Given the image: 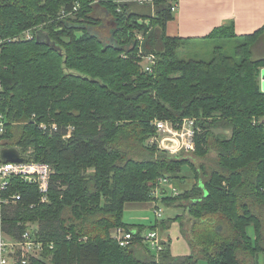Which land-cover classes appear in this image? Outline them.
Returning <instances> with one entry per match:
<instances>
[{
	"label": "trees",
	"instance_id": "16d2710c",
	"mask_svg": "<svg viewBox=\"0 0 264 264\" xmlns=\"http://www.w3.org/2000/svg\"><path fill=\"white\" fill-rule=\"evenodd\" d=\"M169 2L156 0L152 9L135 0H0L3 146L52 169L46 202L38 184L21 175L2 192L20 195L4 204L3 231L18 240L34 225L42 244L41 256L27 264H260L264 57L253 53L263 47L264 28L171 36ZM218 38L242 43L235 55L217 46L209 60L193 56L197 40ZM150 54L158 58L152 72L140 60ZM185 117L199 127L193 152L150 144L156 119ZM186 166L195 183L176 194ZM160 177L171 181V188L160 186L161 204H179L151 230L163 235L177 221L189 254L174 255L169 236L157 253L143 242L144 226L124 220L129 204L155 200ZM119 227L138 230L137 246L117 242Z\"/></svg>",
	"mask_w": 264,
	"mask_h": 264
},
{
	"label": "built area",
	"instance_id": "2783aa9c",
	"mask_svg": "<svg viewBox=\"0 0 264 264\" xmlns=\"http://www.w3.org/2000/svg\"><path fill=\"white\" fill-rule=\"evenodd\" d=\"M140 4H149L152 9L155 7L156 0H136ZM172 4V11L175 12L179 7L180 0H170ZM26 38H32L31 31H26L23 34ZM22 35V36H23ZM16 37L12 40H17ZM141 38V37H139ZM11 40V39H8ZM6 40L0 37V51L2 44ZM156 57L153 54L143 56L142 65L145 71L152 72L155 65ZM262 81V80H261ZM3 86L0 82V92ZM156 127V134L153 135L149 142L155 144L158 149L167 150L172 154L181 152H193L196 148L195 137L199 130L197 126V120L195 117H185L180 121L172 120H158L154 121ZM42 129L46 130L47 125L42 123ZM51 129L57 130L56 123L51 124ZM5 120L4 114L0 111V264H27L31 257H37V253L42 250V244L37 242L33 237L34 225H31L26 230L20 239L14 240L9 237L2 229L3 224V208L4 204H9L11 201L15 202L20 199V195H14L12 198H3L2 192L7 188L9 180L13 175H21L25 180L37 183L42 195V201H48V190L51 175V165L48 163L40 162H25V163H14L7 162L1 158V150L4 148L2 135L5 133ZM71 132V128H70ZM68 133L67 138L70 137L71 133ZM171 185L170 178L160 177L157 181V187L153 189L152 194L155 196V200L152 202L155 207V213L157 217L164 216V210L159 206L160 202V186ZM177 194L178 189L172 188ZM177 189V190H176ZM138 230L128 231L126 228L119 227L115 230L114 238L117 242L123 246H129L135 243ZM144 243L150 245L157 253L160 251L162 246V237L159 230H151L147 235H143Z\"/></svg>",
	"mask_w": 264,
	"mask_h": 264
},
{
	"label": "crops",
	"instance_id": "0c3cea01",
	"mask_svg": "<svg viewBox=\"0 0 264 264\" xmlns=\"http://www.w3.org/2000/svg\"><path fill=\"white\" fill-rule=\"evenodd\" d=\"M225 26L233 27L239 36L264 28V0H180L167 32L171 36L202 38ZM171 229L166 232L170 238Z\"/></svg>",
	"mask_w": 264,
	"mask_h": 264
},
{
	"label": "rangeland",
	"instance_id": "374dc122",
	"mask_svg": "<svg viewBox=\"0 0 264 264\" xmlns=\"http://www.w3.org/2000/svg\"><path fill=\"white\" fill-rule=\"evenodd\" d=\"M146 9V8H145ZM241 40V41H239ZM242 43V39L241 38H218V39H212L209 40L207 42L205 41H201V40H197L194 43V46L191 47L193 48L192 50L193 52V56L195 58L198 59H205V60H209L212 58L213 54H214V50L217 46H222L224 48V51L229 54V55H235L236 54V49L237 47ZM260 44H258L255 48H254V58H260V57H264V44L262 43V48L260 49ZM261 77V75H260ZM261 86H262V81H261ZM217 131H222L228 135L231 134V130L230 129H222V128H218L216 129ZM192 153H185V155H191ZM214 157V156H213ZM212 157V158H213ZM183 174L186 175L185 178V185H183L182 182H175L178 191H183L185 188H191L194 183H195V178L193 175V172L191 171L189 166H186L183 169ZM166 187V186H164ZM166 188H171L170 186H167ZM176 189V190H177ZM160 202H159V206H161L164 210V216L162 217H157L156 213H155V207L154 204L152 205L151 203L148 204H140L138 205V203H132L129 204L127 206V208L125 209L124 212V220L127 223L130 224H135V225H142L144 226V229L142 230V235H147L150 231H151V226L155 225L157 223V221H162L165 218H167L172 212H175V209L173 208V205H178L179 201H177L176 203H170V205L166 206L165 204H161V196H160ZM137 206V207H135ZM170 206V207H169ZM176 212H182V210L180 209L179 211L176 210ZM175 223L178 222L174 221ZM173 222V223H174ZM171 225V247H172V251L174 252L175 255H185L188 253H191V248L188 244V241L186 240V238L184 236H182L180 227L179 225ZM170 230V229H169ZM169 230H167L166 232H168ZM166 232L162 235L161 233V237L162 240H168V235L166 234ZM113 236L115 234V230L113 231ZM144 242V241H143ZM138 243L135 242V245L137 246ZM146 244V243H145ZM152 249V248H150ZM154 250V249H152ZM37 257L41 256V252L37 253ZM260 264H264V254L260 255Z\"/></svg>",
	"mask_w": 264,
	"mask_h": 264
},
{
	"label": "water",
	"instance_id": "95a60500",
	"mask_svg": "<svg viewBox=\"0 0 264 264\" xmlns=\"http://www.w3.org/2000/svg\"><path fill=\"white\" fill-rule=\"evenodd\" d=\"M261 79H262V90L264 91V68L261 69ZM1 158L7 162L14 163H25L27 162L26 158L21 155L19 149L16 147H4L1 150Z\"/></svg>",
	"mask_w": 264,
	"mask_h": 264
},
{
	"label": "bare ground",
	"instance_id": "6f19581e",
	"mask_svg": "<svg viewBox=\"0 0 264 264\" xmlns=\"http://www.w3.org/2000/svg\"><path fill=\"white\" fill-rule=\"evenodd\" d=\"M136 1V0H135ZM168 2V1H167ZM171 2V1H170ZM169 2V3H170ZM171 7V6H170ZM172 10V9H171ZM33 33V32H32ZM35 36V35H34ZM140 36V35H139ZM32 39V38H31ZM137 39H139V38H137ZM139 40H141V39H139ZM141 43V42H140ZM142 54V53H141ZM156 55V54H155ZM157 58V57H156ZM158 59V58H157ZM140 60H142V59H140ZM156 64H157V62H156ZM166 151V150H165ZM167 187V186H166ZM160 190H162V189H160ZM152 248V247H151ZM153 249V248H152Z\"/></svg>",
	"mask_w": 264,
	"mask_h": 264
}]
</instances>
